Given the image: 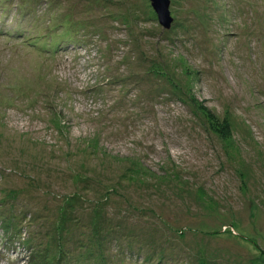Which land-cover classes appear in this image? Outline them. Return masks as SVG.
I'll list each match as a JSON object with an SVG mask.
<instances>
[{"label": "rangeland", "instance_id": "1", "mask_svg": "<svg viewBox=\"0 0 264 264\" xmlns=\"http://www.w3.org/2000/svg\"><path fill=\"white\" fill-rule=\"evenodd\" d=\"M168 11L0 0V264H264V0Z\"/></svg>", "mask_w": 264, "mask_h": 264}, {"label": "water", "instance_id": "2", "mask_svg": "<svg viewBox=\"0 0 264 264\" xmlns=\"http://www.w3.org/2000/svg\"><path fill=\"white\" fill-rule=\"evenodd\" d=\"M152 7L158 14V19L164 27H169L172 18L169 15V0H151Z\"/></svg>", "mask_w": 264, "mask_h": 264}, {"label": "bare ground", "instance_id": "3", "mask_svg": "<svg viewBox=\"0 0 264 264\" xmlns=\"http://www.w3.org/2000/svg\"><path fill=\"white\" fill-rule=\"evenodd\" d=\"M169 29V28H168Z\"/></svg>", "mask_w": 264, "mask_h": 264}]
</instances>
